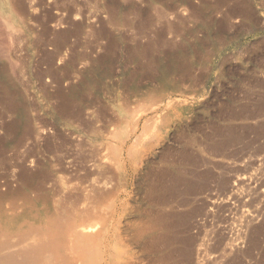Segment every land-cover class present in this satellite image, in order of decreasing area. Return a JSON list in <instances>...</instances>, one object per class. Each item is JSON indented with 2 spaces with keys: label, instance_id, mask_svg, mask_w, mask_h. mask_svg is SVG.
I'll use <instances>...</instances> for the list:
<instances>
[{
  "label": "rangeland",
  "instance_id": "1",
  "mask_svg": "<svg viewBox=\"0 0 264 264\" xmlns=\"http://www.w3.org/2000/svg\"><path fill=\"white\" fill-rule=\"evenodd\" d=\"M136 86L159 113L127 106ZM89 176L122 234L156 221L129 264H190L203 239L210 264H264V0H0L3 208L70 203ZM252 217L218 262V232Z\"/></svg>",
  "mask_w": 264,
  "mask_h": 264
},
{
  "label": "bare ground",
  "instance_id": "2",
  "mask_svg": "<svg viewBox=\"0 0 264 264\" xmlns=\"http://www.w3.org/2000/svg\"><path fill=\"white\" fill-rule=\"evenodd\" d=\"M62 8L66 9L65 5ZM129 80L134 79L129 77L126 83ZM137 82L139 84V81ZM149 100L148 92L143 91L140 86H136L127 94L125 103L127 106H134L133 112H137L143 109ZM153 101L152 104V101H149V108L156 106L155 112L159 113L161 111V91L155 95ZM128 115L123 120L126 123L133 117L130 115V111H128ZM142 116L139 115L140 118ZM157 116L159 117V114L148 116L143 120L145 123H149V120L152 121L151 119ZM153 125L156 126V124ZM146 128L148 129V127H145L144 135L151 132L150 128L149 131ZM29 131V125L22 130L24 133H29ZM37 132L40 135V131L37 130ZM93 134L97 136L95 140H100L101 132L98 129L93 130ZM24 142L17 140L15 147H23ZM90 143L93 148H97L95 142L91 141ZM101 145L109 146L104 142ZM46 147L49 146L46 145ZM46 147H43L44 151L48 150ZM9 148L10 145H7L6 150ZM24 157L22 156V161H26ZM85 182L73 188L82 193L81 197L70 203L61 201V197H59L46 207L39 206L36 199H31L23 191L11 192L12 196L18 194L25 200L19 211L15 205L11 210L3 208V200L6 195L0 190V264H129L133 253L131 245H140L143 253L147 254L151 246L155 245V242L146 240V235L155 229V219L146 223L142 219L130 221L126 227L128 235L122 234L119 223L116 220L111 223L118 212L107 201V194L97 191L96 184H99L97 178L89 176ZM53 183L60 185L61 178H55ZM30 184L32 185V183ZM236 185L237 183L233 182L229 187V190L233 192L231 194L233 198H236L234 193ZM63 187L65 189V184ZM211 205L209 214L218 217L215 215L217 209L214 210V207L217 206L214 202ZM252 220L253 217L241 220L233 232H231L232 230L224 232V229L228 228L223 227V229L221 224L217 225L218 230L223 229L221 233L218 232L220 235L216 241V247L220 250L218 262L220 259L229 258L247 243V231ZM98 225H101V228L94 230ZM223 232L224 234H222ZM250 252L253 251L250 250ZM189 254L190 264H210L211 258L205 239L200 240ZM164 258L154 259L153 264H169L170 262H166ZM242 262L245 263L243 259Z\"/></svg>",
  "mask_w": 264,
  "mask_h": 264
}]
</instances>
